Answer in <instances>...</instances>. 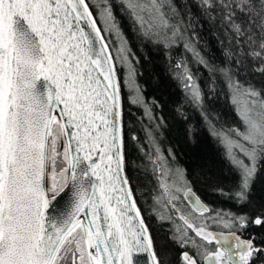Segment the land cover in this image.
Returning a JSON list of instances; mask_svg holds the SVG:
<instances>
[{
  "label": "snow or ice",
  "instance_id": "obj_1",
  "mask_svg": "<svg viewBox=\"0 0 264 264\" xmlns=\"http://www.w3.org/2000/svg\"><path fill=\"white\" fill-rule=\"evenodd\" d=\"M116 9L142 44L180 48L209 74L202 87L183 56L172 62L238 178L210 193L251 204L264 169V85L248 73L264 76V0H0V264H172L157 249L165 242L153 235V217L181 249L177 264H251L264 255V209L212 206L162 147L159 102L143 95ZM205 24L222 37L221 65L201 51ZM220 93L238 126L216 128L205 95ZM125 102L142 109V136L125 120ZM183 106L176 111L186 120ZM129 141L142 158L136 166L152 177L146 199L126 174ZM248 229L260 233L245 239Z\"/></svg>",
  "mask_w": 264,
  "mask_h": 264
},
{
  "label": "trees",
  "instance_id": "obj_2",
  "mask_svg": "<svg viewBox=\"0 0 264 264\" xmlns=\"http://www.w3.org/2000/svg\"><path fill=\"white\" fill-rule=\"evenodd\" d=\"M193 11L196 9L194 8ZM115 14L132 51L139 58L137 67L142 72V75L139 76V83L143 87V95L149 100L159 102L155 114L162 116L166 124V127L161 130L162 147L172 149L176 162L188 170V177L193 180L194 189L201 195L202 199L218 209L248 212L251 215H255L258 210L264 209V169L258 172L252 185L251 204L249 206L238 207L231 200L209 191L214 185L229 190L235 186L238 178L229 164L224 144L212 135L215 129L202 117L199 110L193 108L185 100L181 84L174 78L172 62L183 56L191 64L193 70H199L202 77L200 81L202 87L206 85L209 74L203 68H199L195 60L180 48L166 53L161 48L142 44L135 34L131 21L119 9H116ZM199 37L201 51L213 63L223 64L222 44L218 43L222 37L215 34L214 30L210 29L207 24L199 30ZM248 76L257 86L264 85V76L256 75L251 71H249ZM241 79L244 77L242 76ZM122 95H127L123 86ZM205 99L206 108L210 117L215 118L214 123L217 129L239 125L240 121L225 94L220 93L213 100H207L206 94ZM181 102L184 105L181 111L187 117L186 120L180 118L176 111L181 106ZM124 107V118L129 123V127L142 136V133L139 132L140 125L138 123L142 119V109L126 102ZM185 125H191L195 129L191 138H188L184 133ZM126 151L127 160L132 162L126 166L129 179L134 188L139 185L138 191L144 192L146 199L147 188L145 186L151 187L152 177L136 166L142 162V158L130 141ZM137 199L138 204L146 209L147 205L142 204L139 195H137ZM148 223L152 226L155 239L158 242H165L164 249H160L158 243V251H168L171 255L172 264H177L181 249L167 242V233L161 230V226L157 225L154 217ZM258 233H260V229H248L244 233V238L247 239L250 234L257 235ZM254 243L258 246L261 245L259 239ZM251 264H264V255L255 257Z\"/></svg>",
  "mask_w": 264,
  "mask_h": 264
},
{
  "label": "water",
  "instance_id": "obj_3",
  "mask_svg": "<svg viewBox=\"0 0 264 264\" xmlns=\"http://www.w3.org/2000/svg\"><path fill=\"white\" fill-rule=\"evenodd\" d=\"M126 174L128 175L127 167H126ZM129 176V175H128Z\"/></svg>",
  "mask_w": 264,
  "mask_h": 264
}]
</instances>
